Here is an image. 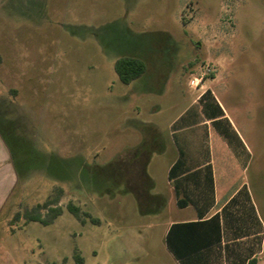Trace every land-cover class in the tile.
<instances>
[{
	"label": "rangeland",
	"instance_id": "rangeland-1",
	"mask_svg": "<svg viewBox=\"0 0 264 264\" xmlns=\"http://www.w3.org/2000/svg\"><path fill=\"white\" fill-rule=\"evenodd\" d=\"M124 57L146 65L130 84ZM0 137V264H176L167 229L196 216L168 179L180 151L264 243V0H0Z\"/></svg>",
	"mask_w": 264,
	"mask_h": 264
},
{
	"label": "crops",
	"instance_id": "crops-1",
	"mask_svg": "<svg viewBox=\"0 0 264 264\" xmlns=\"http://www.w3.org/2000/svg\"><path fill=\"white\" fill-rule=\"evenodd\" d=\"M187 162L190 173L196 175L179 178L183 184L184 207L180 206V198L168 176L174 187L177 208L186 210L192 206L196 211L195 217L173 221L167 229L166 248L175 263L264 264L261 230L250 211L244 210V207H248L247 200L240 197L239 192H235L223 202H218L212 166L196 165L191 160ZM15 182L16 175L11 158L0 137V209ZM148 199L156 202V209L166 204L163 196H148Z\"/></svg>",
	"mask_w": 264,
	"mask_h": 264
},
{
	"label": "trees",
	"instance_id": "trees-1",
	"mask_svg": "<svg viewBox=\"0 0 264 264\" xmlns=\"http://www.w3.org/2000/svg\"><path fill=\"white\" fill-rule=\"evenodd\" d=\"M115 72L117 73L120 81L123 84H130L133 81L140 78L146 72V65L142 60L138 58L124 57V58L118 59V61L116 62ZM190 172L191 170L188 166L185 153L183 151H180L179 159L170 169L169 179L174 183L177 196L180 198L179 203H181L180 204L181 207H184L183 206L184 200L182 199V196L184 193L182 191L183 184L179 180V178L183 176L194 177L196 175ZM55 202H56L55 208H50L51 203L38 207V209H41V210L50 208V210L52 211V217L49 220L46 221V220L36 218L32 216V213L26 212L23 217L26 220V224L30 222H41L44 225H48L49 223H52L54 220H56L59 216L63 214V209L60 206H58L60 202L59 200ZM67 210L78 220H82L83 215L89 218L88 214L86 213L83 214L80 208H78L77 206L71 203L67 206ZM15 220H19V215L16 216ZM90 220L95 222L94 219H90ZM77 262L82 264L81 259H77Z\"/></svg>",
	"mask_w": 264,
	"mask_h": 264
}]
</instances>
